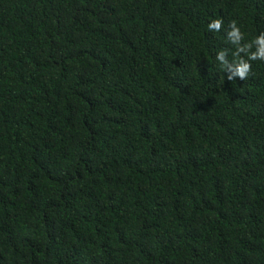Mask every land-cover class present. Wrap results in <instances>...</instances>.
Returning <instances> with one entry per match:
<instances>
[{
    "label": "trees",
    "instance_id": "1",
    "mask_svg": "<svg viewBox=\"0 0 264 264\" xmlns=\"http://www.w3.org/2000/svg\"><path fill=\"white\" fill-rule=\"evenodd\" d=\"M261 34L264 0H0V264H264Z\"/></svg>",
    "mask_w": 264,
    "mask_h": 264
},
{
    "label": "clouds",
    "instance_id": "2",
    "mask_svg": "<svg viewBox=\"0 0 264 264\" xmlns=\"http://www.w3.org/2000/svg\"><path fill=\"white\" fill-rule=\"evenodd\" d=\"M221 21L220 20H214L211 24L208 25V28L211 30H218L220 28ZM228 39L236 45H240V41L242 39V33L238 27L235 26V23L232 25V30L228 32ZM253 44L256 46V50L254 52H250L249 58L251 60H262L264 61V34H261L260 36L256 37L253 41ZM252 47V44L245 45L244 48H240V51H245L246 49H250ZM226 53L220 52L216 59L221 63V65H226L227 61L225 59ZM250 64L247 61L239 60L236 62L234 66V71L232 72V75L229 76V79L240 77L241 79H244L249 71H250Z\"/></svg>",
    "mask_w": 264,
    "mask_h": 264
}]
</instances>
